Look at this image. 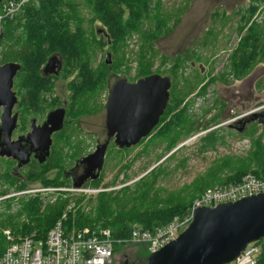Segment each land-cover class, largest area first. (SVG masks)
<instances>
[{"label": "rangeland", "instance_id": "rangeland-1", "mask_svg": "<svg viewBox=\"0 0 264 264\" xmlns=\"http://www.w3.org/2000/svg\"><path fill=\"white\" fill-rule=\"evenodd\" d=\"M73 1L78 4L77 10L84 28L87 29L91 66L98 71L102 68L107 53H111L113 68L109 73L108 85L98 88L91 95L86 93L81 96V102H77L78 97L74 99L69 80L61 78L57 92L68 97L69 101L70 90L73 96L67 119L70 121L64 134L65 149L54 156L58 172L72 167L76 158L94 151L98 138L102 141L106 139V102L109 90L120 78H126L129 82L139 79L138 54L142 45L141 34L134 32L125 38L122 45L109 50V46L100 44L98 40L96 29H100L101 25L92 19L90 3L87 0ZM158 2L161 13L169 19L168 25L173 26V29L153 43L150 54L153 63L151 71L152 74L170 76L172 86L169 102L179 103L183 100L181 105L187 106V123L194 122L198 130L192 132L178 130V140L175 139L174 144L171 145L167 138L160 134L166 126H163L165 122L162 121L148 138L130 149L120 150L111 141L107 148L101 180L97 181L99 186L86 185L85 188L104 189L103 192L108 194L104 195L105 200L115 191L120 190L118 195L122 197L119 203L127 206L131 199L129 196L126 198V192L135 190L143 181L152 185L148 190L150 193L144 202V207H148L158 198L166 199V202L176 201L199 193V188L205 190L227 185L228 183L222 181L241 165L242 160L248 161L254 150V140L260 136L264 143V60L257 61L256 67L254 66L255 68L253 67L254 69L241 79H236L234 71L230 68V55L239 41L237 31L239 12L243 13L252 3L259 5L255 21L262 32L264 43V0H159ZM24 8L10 20L13 21L21 16ZM7 21L1 24L0 34L4 32ZM152 26L146 24L145 27ZM186 50L190 51L197 60L188 61L177 70L175 76H171L169 70L173 61L163 63L162 55L172 57ZM173 114L172 112L167 117ZM252 115L255 119L248 120ZM171 119H168V123ZM255 120L261 122L251 125ZM210 131L216 132V143L209 150L203 151L202 137ZM61 149V146L57 147V151ZM47 166L51 168L50 163ZM126 184L127 186H124ZM34 188L41 189L39 193L43 195V208L55 202L57 193L67 192L74 198L85 195L88 212H94L100 195L103 194V192L74 193L69 190L72 185ZM153 194L154 196L151 197ZM24 195H14L10 197L8 204L0 206V243L5 248L10 243L7 239V231H10L14 239L33 236L38 240L35 232L16 235L13 231L17 226L13 224L27 220L16 214L21 207L20 199ZM31 195L34 194L29 196ZM73 200L71 199L67 210L75 206ZM66 218L67 214L64 213L59 221ZM84 229L100 232L108 228L84 227L74 229L69 234L73 236ZM140 251L138 245H127L116 252L114 260L116 264H146L147 256Z\"/></svg>", "mask_w": 264, "mask_h": 264}, {"label": "trees", "instance_id": "trees-1", "mask_svg": "<svg viewBox=\"0 0 264 264\" xmlns=\"http://www.w3.org/2000/svg\"><path fill=\"white\" fill-rule=\"evenodd\" d=\"M87 1L91 5L92 19L98 21L102 26L100 28L105 32V36L100 35L98 40L100 44L109 46V50L122 45L125 38L131 33L141 34L142 45L138 54L137 76L142 78L151 75L153 63L150 54L153 43L169 34L173 29V26L168 25L169 19L160 11L159 0ZM77 8L78 4L73 0H35L25 6L21 16L5 23L4 38L1 39L3 41L25 42L26 68L33 73H36V68L45 63L48 57L53 54H57L61 59H64L66 74H76L77 76L70 87L71 90L73 89L74 99L84 96L86 93L91 95L98 88L106 87L109 82V73L113 68V64H107L105 61L98 71L91 66L89 37ZM258 10L259 5L252 3L247 9H244L243 13L239 12L240 19L237 26L239 41L230 55V68L231 71H234L236 79L246 76L256 67L257 61L264 60L262 32L255 21ZM146 24H152L153 26L145 27ZM19 31H22L20 35ZM162 57L163 63L173 61L171 69L169 68L171 76H175L177 70L188 61L197 60L187 50L172 57L163 55ZM182 101L179 103L168 102L167 108L161 117V122H165L163 126H166L160 134L166 137L171 145L174 144L175 139L178 140V130L186 132L198 130L194 122L187 123V106L186 104L182 106ZM180 105L181 108L178 110ZM172 112L174 114L167 117ZM253 116L248 117V119L254 120ZM170 118L172 119L168 123ZM257 122L261 121H252L251 125ZM216 140V132H208L202 137V150L212 148ZM253 144L254 150L248 157V161L242 160L241 165L226 176L222 181L223 183L237 184L248 173L258 178H264V143H262L261 137L258 136ZM62 174V171H59L56 184L47 181L42 186L70 185L63 180ZM86 185L99 186V183H86ZM151 186L147 181H143L135 190L126 192V198L129 196L131 199L128 206L119 203L120 197H122L118 195L120 191H115L111 195L112 197L109 196L107 200H105L104 195L108 194L103 192L94 212L86 211L85 195L74 198L70 193L59 192L56 195L55 202L43 208V195L41 193L34 194L20 199L21 207L16 214L27 220L20 224H13L17 225L13 231L16 235L35 232L38 240H44L51 228L66 213L67 218L62 221L67 234L74 229L84 227L90 229L108 228L111 231L113 241H115L113 247L116 254L128 245V243H119L118 240L130 238L133 229L152 230L156 227L165 226L174 217L185 216L189 213L194 200L207 190L199 188V193L176 201L166 202V199L158 198L148 207H144ZM153 196L154 194L151 197ZM71 199H74L75 206L71 210H67V207L71 204ZM138 246H140V253L145 256L150 254L146 245ZM6 248L0 243V256ZM114 264H116L115 261ZM258 264H264V250L261 252Z\"/></svg>", "mask_w": 264, "mask_h": 264}, {"label": "water", "instance_id": "water-1", "mask_svg": "<svg viewBox=\"0 0 264 264\" xmlns=\"http://www.w3.org/2000/svg\"><path fill=\"white\" fill-rule=\"evenodd\" d=\"M2 1L4 0H0V3ZM56 57H50L46 69ZM105 62L111 64V53H107ZM61 67L59 62L58 68L53 67L52 72L59 74ZM171 86L170 77L160 74H151L135 82L120 78L112 85L106 102V127L107 136L114 138V144L118 148L136 146L151 134L167 108ZM64 118L65 109L52 114L48 119V123L54 125L51 130L61 128ZM48 132L49 130L46 136L36 134L32 138L33 143H41L44 156L48 154L51 144ZM109 144L107 141L99 146L83 162L95 163L94 170L100 172ZM29 156L25 150H20L17 154L24 163L29 161ZM81 186V183L73 185L74 188ZM262 238L264 193L221 203L215 207L196 208L188 228L160 250L150 253L146 264H229L242 254L249 243Z\"/></svg>", "mask_w": 264, "mask_h": 264}, {"label": "flooded vegetation", "instance_id": "flooded-vegetation-1", "mask_svg": "<svg viewBox=\"0 0 264 264\" xmlns=\"http://www.w3.org/2000/svg\"><path fill=\"white\" fill-rule=\"evenodd\" d=\"M21 33L22 31H19V35ZM96 34L105 36V32L101 28L96 29ZM2 38H4V32L0 34V206H5L9 203L10 197L14 195L25 194L22 198H26L30 194L40 192L41 189L34 187L42 186L47 181L53 184L57 183L59 172L54 163V156L65 149L63 147L66 140L64 134L68 121H70L67 119L73 96L70 90L69 101L68 97L59 95L57 87L61 84L62 77L69 80V87H71L77 76L76 74H66L65 61L57 54L49 56L45 63L36 68V73L28 71L25 59V42L3 41ZM52 56L57 57L46 69ZM59 62L62 67L59 74H56L52 71L54 68H58ZM81 101L82 97L79 96L77 102ZM59 109H65L63 125L59 129L51 130L54 125L51 122L48 123V119L50 120V116ZM48 130L51 144L48 154L44 156V152L40 148L41 143H33L32 138L36 134L40 137L46 136ZM107 141L114 142V138L106 136L103 141L98 138L94 151L81 158H76L72 167L62 171L63 180L72 186L81 183V187H85L86 183L100 181L105 168L107 151L100 172L94 170L95 163L88 164L83 162V159L93 154L99 146L104 145ZM58 146H61L62 149L57 151ZM125 149L130 148L120 150ZM20 150H25L30 154L27 163L17 157ZM49 163L51 168L47 166Z\"/></svg>", "mask_w": 264, "mask_h": 264}, {"label": "built area", "instance_id": "built-area-1", "mask_svg": "<svg viewBox=\"0 0 264 264\" xmlns=\"http://www.w3.org/2000/svg\"><path fill=\"white\" fill-rule=\"evenodd\" d=\"M35 0H4L0 3L1 24L13 19L22 9ZM47 191L48 189H44ZM74 193H96L104 189L70 188ZM264 193V178L253 174L245 175L237 184L216 186L205 190L198 196L189 213L183 217H174L165 226L152 230L135 228L131 237L118 240L119 243L146 245L149 253L156 252L175 240L190 225L193 212L198 207H215L225 202H234L247 196ZM10 241L5 252L0 256V264H114V243L111 231L90 232L88 229L76 235L67 234L62 221L57 222L44 240L33 236L14 239L10 231L6 232ZM264 238L247 245L242 254L229 264H258Z\"/></svg>", "mask_w": 264, "mask_h": 264}]
</instances>
